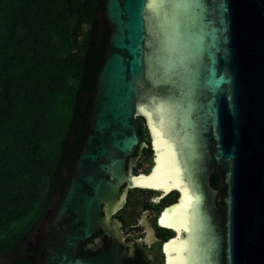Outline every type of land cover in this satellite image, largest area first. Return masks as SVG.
Here are the masks:
<instances>
[{"label":"water","instance_id":"obj_1","mask_svg":"<svg viewBox=\"0 0 264 264\" xmlns=\"http://www.w3.org/2000/svg\"><path fill=\"white\" fill-rule=\"evenodd\" d=\"M104 12L106 49L59 207L42 218L54 234L41 263L130 264L110 217L143 188L180 192L161 216L185 233L165 246L168 264H264V0H105ZM138 119L154 164L134 175ZM99 229L113 244L77 258Z\"/></svg>","mask_w":264,"mask_h":264},{"label":"trees","instance_id":"obj_2","mask_svg":"<svg viewBox=\"0 0 264 264\" xmlns=\"http://www.w3.org/2000/svg\"><path fill=\"white\" fill-rule=\"evenodd\" d=\"M104 10L105 0H0V254L63 194L106 49Z\"/></svg>","mask_w":264,"mask_h":264},{"label":"flooded vegetation","instance_id":"obj_3","mask_svg":"<svg viewBox=\"0 0 264 264\" xmlns=\"http://www.w3.org/2000/svg\"><path fill=\"white\" fill-rule=\"evenodd\" d=\"M138 136L145 145L140 149H135L129 158L132 160L131 170L134 175L149 173L154 164L148 126H138ZM148 166L149 169L146 170ZM219 181L218 171L213 170L209 177L210 187L217 191ZM179 197L180 192L176 190L165 193L134 188L127 191L123 205L111 215L110 219L120 227L122 248L128 252L130 264H168V260L173 259V253L171 251L167 253L165 246L174 238L185 237V233L179 236L181 229L163 225L161 216L170 213L173 209L171 207L178 203ZM59 200L60 197L57 196L55 203L48 205L46 212L56 211L59 207L57 204ZM214 207L216 211L218 207L216 195ZM45 214L28 229V233L18 241L10 253L0 254V264H42L40 260L42 250L54 234L53 229L42 221ZM215 218L216 214H214ZM95 239H99L98 245ZM112 244L110 238L99 229L88 239L79 243L76 257L94 258Z\"/></svg>","mask_w":264,"mask_h":264},{"label":"rangeland","instance_id":"obj_4","mask_svg":"<svg viewBox=\"0 0 264 264\" xmlns=\"http://www.w3.org/2000/svg\"><path fill=\"white\" fill-rule=\"evenodd\" d=\"M151 160V158L149 157V161ZM149 169V166L148 167H146V170H148Z\"/></svg>","mask_w":264,"mask_h":264}]
</instances>
